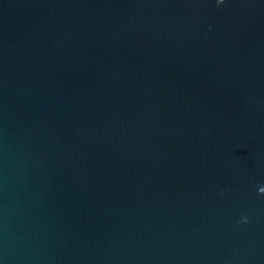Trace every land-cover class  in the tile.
I'll return each instance as SVG.
<instances>
[{"label":"water","instance_id":"obj_1","mask_svg":"<svg viewBox=\"0 0 264 264\" xmlns=\"http://www.w3.org/2000/svg\"><path fill=\"white\" fill-rule=\"evenodd\" d=\"M0 264H264V0H0Z\"/></svg>","mask_w":264,"mask_h":264},{"label":"clouds","instance_id":"obj_2","mask_svg":"<svg viewBox=\"0 0 264 264\" xmlns=\"http://www.w3.org/2000/svg\"><path fill=\"white\" fill-rule=\"evenodd\" d=\"M217 3L222 4V3H224V0H217Z\"/></svg>","mask_w":264,"mask_h":264}]
</instances>
